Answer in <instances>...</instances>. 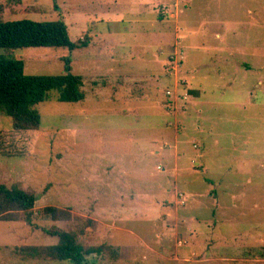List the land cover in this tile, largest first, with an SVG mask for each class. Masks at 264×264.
Segmentation results:
<instances>
[{
    "label": "rangeland",
    "instance_id": "374dc122",
    "mask_svg": "<svg viewBox=\"0 0 264 264\" xmlns=\"http://www.w3.org/2000/svg\"><path fill=\"white\" fill-rule=\"evenodd\" d=\"M23 19L87 45L0 55L69 61L84 99L51 94L35 131L0 112V184L37 197L31 224L0 220V264H71L23 253L54 231L105 248L85 264H264V0H0Z\"/></svg>",
    "mask_w": 264,
    "mask_h": 264
},
{
    "label": "trees",
    "instance_id": "16d2710c",
    "mask_svg": "<svg viewBox=\"0 0 264 264\" xmlns=\"http://www.w3.org/2000/svg\"><path fill=\"white\" fill-rule=\"evenodd\" d=\"M22 0H5L6 6L19 5ZM85 42H71L67 28L62 21L35 22L27 19L17 21L0 20V49L64 48L73 51L86 47ZM82 78L70 73L66 61L65 73L58 75H26L24 63L0 55V112L11 120L16 132L35 131L41 124L36 106L56 95L60 103H77L84 99ZM37 197L32 192L17 186L0 184V220L16 221L19 214L25 215V222L31 224V211ZM52 220H67L60 210L44 209ZM57 238L53 246L26 247L24 252L31 257H42L54 261H68L71 264H85L86 257L100 255L103 246L84 248L76 237L65 231L48 233Z\"/></svg>",
    "mask_w": 264,
    "mask_h": 264
},
{
    "label": "built area",
    "instance_id": "2783aa9c",
    "mask_svg": "<svg viewBox=\"0 0 264 264\" xmlns=\"http://www.w3.org/2000/svg\"><path fill=\"white\" fill-rule=\"evenodd\" d=\"M166 96H169V97H170V96H172V95H171L170 92H166ZM182 99L186 100V99H187V96H185V95L182 96ZM179 196L181 197V194H180ZM181 202H183V201L181 200Z\"/></svg>",
    "mask_w": 264,
    "mask_h": 264
}]
</instances>
